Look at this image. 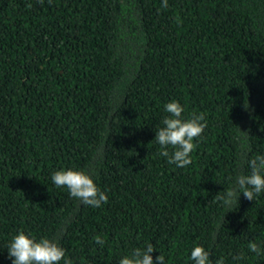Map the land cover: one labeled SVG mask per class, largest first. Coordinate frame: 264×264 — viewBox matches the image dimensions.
<instances>
[{"label":"trees","instance_id":"trees-1","mask_svg":"<svg viewBox=\"0 0 264 264\" xmlns=\"http://www.w3.org/2000/svg\"><path fill=\"white\" fill-rule=\"evenodd\" d=\"M173 99L206 122L184 168L154 139ZM262 154L264 0H0V264L18 231L68 264L145 242L165 264L194 243L264 264V192L221 199ZM60 168L94 172L107 201L69 196Z\"/></svg>","mask_w":264,"mask_h":264},{"label":"clouds","instance_id":"clouds-1","mask_svg":"<svg viewBox=\"0 0 264 264\" xmlns=\"http://www.w3.org/2000/svg\"><path fill=\"white\" fill-rule=\"evenodd\" d=\"M166 3V0H163ZM167 113L163 118L162 126L155 129L154 139L159 145V155L164 157L169 164L177 168H184L191 162V152L194 148V138L200 136L206 122L202 114L194 113L189 118H184L183 105L173 99L163 106ZM169 148L172 149L169 152ZM249 171L239 173L235 177L231 188L224 191L221 197L225 207L231 209L238 203L241 194L249 200L264 192V154L248 160ZM94 172L77 170L73 168H60L51 173L50 179L57 187H64L71 197L77 198L82 204L99 207L107 201L106 194L94 182ZM99 243V241H97ZM11 264H68L65 259V249L56 241L47 237L36 238L30 233L18 231L14 234L5 247ZM154 246L145 242L143 247L133 248L130 253L122 255L118 264H165V256L159 252L155 260L151 255ZM252 251L258 255L262 249L256 244ZM239 259V257H235ZM190 264H213L209 251L201 244L194 243L189 251ZM214 264H225L223 257H218Z\"/></svg>","mask_w":264,"mask_h":264}]
</instances>
